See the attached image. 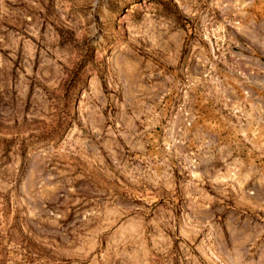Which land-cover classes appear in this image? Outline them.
I'll list each match as a JSON object with an SVG mask.
<instances>
[{
    "label": "rangeland",
    "instance_id": "obj_1",
    "mask_svg": "<svg viewBox=\"0 0 264 264\" xmlns=\"http://www.w3.org/2000/svg\"><path fill=\"white\" fill-rule=\"evenodd\" d=\"M0 264H264V0H0Z\"/></svg>",
    "mask_w": 264,
    "mask_h": 264
}]
</instances>
